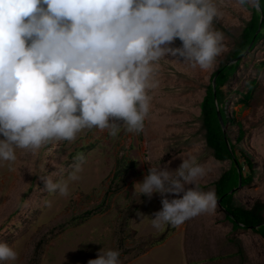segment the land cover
Listing matches in <instances>:
<instances>
[{"label":"rangeland","instance_id":"rangeland-1","mask_svg":"<svg viewBox=\"0 0 264 264\" xmlns=\"http://www.w3.org/2000/svg\"><path fill=\"white\" fill-rule=\"evenodd\" d=\"M255 1L213 0L218 15L211 29L221 32L223 39L211 67L203 69L171 54L153 63L155 86L147 90L150 108L141 131L128 132L123 121L110 118L119 124L115 136L108 130L85 128L72 141L53 139L36 150L16 148L15 161L0 160V242L17 253L14 261L0 264H87L103 247L119 251L118 264H264V239L251 231H232L217 203L213 210L181 225L157 229L151 218L162 208L161 195L140 196L134 191V184L143 181L151 165L174 171L186 154L206 169L197 182L199 191H213L228 168V162L216 161L206 148L200 103L212 73L238 42ZM168 47H182V41L176 38ZM263 56L264 40L244 56L225 87L226 113L231 117L233 112L244 132L236 144L237 157L243 162L239 154L244 155L254 170L251 184L238 189L233 198L235 205L246 209L264 205V68L258 69ZM252 79L257 85L245 108L236 100ZM225 134L235 144L238 126L228 124ZM78 153L84 157L81 170L76 180H68ZM118 160L132 167L113 186L120 187L109 193L104 202L107 209L80 226L52 235L71 218L101 204ZM43 177L67 181L68 195L49 193ZM165 195L171 200L183 193ZM164 234L161 243L147 246Z\"/></svg>","mask_w":264,"mask_h":264},{"label":"clouds","instance_id":"clouds-1","mask_svg":"<svg viewBox=\"0 0 264 264\" xmlns=\"http://www.w3.org/2000/svg\"><path fill=\"white\" fill-rule=\"evenodd\" d=\"M213 0H0V160L15 149H39L50 140L72 141L85 128L115 136L123 121L139 132L149 113L153 63L179 55L207 69L223 35L211 29ZM182 47L170 48L174 39ZM83 154L74 157L76 180ZM174 171L151 165L134 191L159 193L153 227L178 226L215 208L213 191L197 189L206 174L191 154ZM49 193L68 195V182L43 177ZM186 185H194L187 188ZM166 193H183L169 199ZM118 250L104 249L87 264H118ZM17 253L0 242V261Z\"/></svg>","mask_w":264,"mask_h":264},{"label":"trees","instance_id":"trees-1","mask_svg":"<svg viewBox=\"0 0 264 264\" xmlns=\"http://www.w3.org/2000/svg\"><path fill=\"white\" fill-rule=\"evenodd\" d=\"M257 4L259 11L255 8L251 9L250 18L242 27L239 40L229 54L228 59L220 64L212 73L210 83L205 88L204 96L200 103V114L206 148L210 150L212 157L216 161L229 163L228 168L221 173L213 185L216 203H219L218 208L224 214V218L230 224L232 231H251L264 239V217L262 216L264 205H256L251 209H246L235 205L233 201L238 186L240 189L251 184L254 177V170L251 162L244 155L239 154L243 162L239 161L237 157L236 144L242 140L244 132L240 123H236L233 118V112L231 113V117L226 113L228 94L225 91L226 85L232 79L238 65L242 62L248 47L250 46L248 51L250 52L260 41L264 40V0H258ZM259 27L260 30L258 31ZM235 60L237 61L232 63ZM263 68L264 58L258 64V69ZM256 85L255 79L248 81L245 84V92L236 100V104H241L245 108L248 107L256 89ZM217 111L225 126L228 124H236L238 126V136L235 140V144L230 142L226 134L224 135L218 121ZM225 138H227V141H225ZM242 163H244V166L247 168V173L244 172ZM131 167L132 164L126 165L122 160H118L113 172V177L110 181L109 189L104 195L101 204L94 209L85 211L71 218L66 224L60 225L56 233L52 235L58 234L66 227L80 226L92 216L103 213L108 207L104 202L109 198V193H116L118 187H120H113L116 181L122 180L127 170ZM166 236V234L162 235L159 239L152 241L147 246L149 247L161 243Z\"/></svg>","mask_w":264,"mask_h":264},{"label":"water","instance_id":"water-1","mask_svg":"<svg viewBox=\"0 0 264 264\" xmlns=\"http://www.w3.org/2000/svg\"><path fill=\"white\" fill-rule=\"evenodd\" d=\"M257 2H258V0H256L255 1V9L257 10V11H259V7H258V4H257ZM260 30V27L258 28V31ZM257 31V32H258ZM249 48H250V46L248 47V49L245 51V55L248 53V51H249ZM237 60H235L234 62H232V63H235ZM214 80V79H213ZM217 117H218V121H219V124H220V126H221V128H222V131H223V133H224V135H225V125H224V123H223V121H222V118H221V116H220V114H219V112L217 111ZM225 141H227V138H225ZM239 189V186H238V188H237V190ZM217 206H219V203L217 202Z\"/></svg>","mask_w":264,"mask_h":264}]
</instances>
